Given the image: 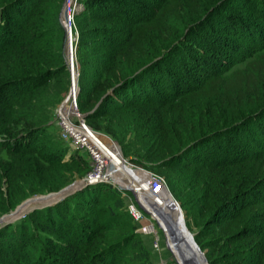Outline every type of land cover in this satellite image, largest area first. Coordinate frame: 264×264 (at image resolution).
<instances>
[{"label":"trees","instance_id":"trees-1","mask_svg":"<svg viewBox=\"0 0 264 264\" xmlns=\"http://www.w3.org/2000/svg\"><path fill=\"white\" fill-rule=\"evenodd\" d=\"M64 1L0 0V216L88 170L80 153L67 157V145L63 152L55 126L63 77L70 84ZM245 1L258 17L226 25L241 41L235 58L249 55L245 65L231 72L199 67L190 78L180 56H198L178 49L180 33L167 21L184 14L193 23L203 0H80L75 15L79 110L114 139L131 134L139 163L169 169L171 191L200 228L196 241L213 229V240L200 245L211 249L209 264H264V0ZM68 197L36 211L57 236L35 246V257L25 248L32 240L27 219L15 232L1 229L0 264H150L148 253L131 244L139 235L116 188L99 184Z\"/></svg>","mask_w":264,"mask_h":264},{"label":"built area","instance_id":"built-area-1","mask_svg":"<svg viewBox=\"0 0 264 264\" xmlns=\"http://www.w3.org/2000/svg\"><path fill=\"white\" fill-rule=\"evenodd\" d=\"M64 2L66 6V0ZM67 8L65 19L68 29L65 32L71 57L67 68L70 75L69 91L72 95L65 106L68 112L64 113V107L56 112L55 126L59 137L69 145L67 157L72 152H78L88 160V172L77 182L78 190L99 184L112 185L125 199L126 210L136 224L137 233L150 239V247L156 259L154 264H178L167 246L165 234L157 220L159 216L157 208L162 204L165 192L181 206L165 177L137 162L136 159L126 157L119 142L91 127L79 110L80 67L77 60L79 33L75 24V15L83 9V4L80 0H71ZM122 166L137 171L139 176L128 177L122 171ZM146 199L150 201L151 206L146 203ZM207 264H209L208 258Z\"/></svg>","mask_w":264,"mask_h":264},{"label":"rangeland","instance_id":"rangeland-1","mask_svg":"<svg viewBox=\"0 0 264 264\" xmlns=\"http://www.w3.org/2000/svg\"><path fill=\"white\" fill-rule=\"evenodd\" d=\"M241 3L246 2V4H242L245 6L242 7H229L227 6V0H203L202 5H200V13L199 16L197 17V19H194V22L191 24H188L187 21V15H185V17H187L185 19L184 14L183 15H179V16H172L169 21H167V23H169V30L171 32L176 31L178 33H180V37L178 40L175 41L176 45L178 46V49L181 50H185L186 52L190 53L191 55H196L198 57H189L186 55H182L180 56V58L183 60V62H185V65H187V69H188V76L189 75H198V70L199 67H204L205 70H207V68H209L212 65H216V66H221V68L225 69L229 72L237 69V68H241L245 65V63L243 62V59H249V55H241L242 57L239 58L236 57L235 55L240 54L239 52V45L240 44V39L235 37V35H228L226 32V25L229 22H232L233 19H235V21H239L238 17H241V19L243 17H248V19H255L257 16V11L252 9V4L251 1H245V0H240ZM65 3V2H64ZM264 9V4L261 5ZM64 7V5H63ZM63 10V9H62ZM65 31V29H64ZM66 33V32H65ZM227 39V41H226ZM230 40L232 41V45L229 47L231 48L229 50V48L226 46V44L228 42H230ZM173 43V44H175ZM222 43L224 44L225 47L219 46L217 44ZM239 43V44H238ZM172 44V45H173ZM65 47H66V40H65V45H64V50H63V54H64V59H65ZM238 49V50H237ZM164 52V51H163ZM178 57V54H177ZM228 60V61H226ZM248 61V60H246ZM66 63V61H65ZM67 65V64H66ZM196 66V67H195ZM190 78V76H189ZM63 79L66 82L65 85V90H63V92L61 93V101L55 106L54 108V116L56 115V112L58 111V109L61 108L62 106V102L64 101V99L68 96L69 94V89H68V84H67V76L63 77ZM69 80H70V75H69ZM70 85V84H69ZM68 90H67V89ZM55 134H56V128H53ZM102 132V131H101ZM113 138V137H112ZM114 139V138H113ZM57 140V139H56ZM116 141L119 142V144L122 147V151L124 153V155L126 157H138V156H142L139 153H136L134 151V148L130 147L128 142L130 143L132 140V135L128 134L125 141H122L120 139H114ZM63 146H64V153L66 154V145L69 147L68 143L63 141ZM83 153V152H82ZM86 158V157H84ZM168 160L166 159H162L160 161V165H167L165 162ZM165 161V162H164ZM138 162V161H137ZM168 162V161H167ZM88 165V164H87ZM86 170L85 169L82 173L81 172H77L74 173L72 176H70V181L68 184H66V186L62 187L60 190L58 191H54V192H49V193H42V194H34V195H29L25 198H23L22 200H20L13 208L9 209L7 212H5L3 215L0 216V219L2 217H6L8 221L3 222V224L0 225V230L7 227L8 229H10L11 231L13 230V232H15L14 230L16 229L15 227H17L22 220H28V222L26 221V227L28 229V233H30V237L29 239H32L30 242H27L25 248L29 250V252H31L30 254L33 255V257L36 256L38 250L34 249L35 246H40L43 245L46 241H47V237L52 235V236H57L56 233H52L51 230L46 229L42 227V225L44 223H46L45 221V217H35L36 211L37 210H47L51 207H53L55 204H59L62 203V201H64L63 199L67 200L69 199L70 195L74 194L75 192H77V188H75L77 185V182H79L80 180H82L86 174ZM154 171L162 176H166L169 173V169H167L166 167L163 168H154ZM177 171V169H176ZM88 172V170H87ZM166 179V178H165ZM167 180V179H166ZM66 187H72V191H75L74 193H71L70 195H66L65 198L63 195V192H61L63 189H65ZM58 192H61L60 194H57ZM175 192V191H174ZM65 193V192H64ZM175 194L177 195V193L175 192ZM59 197H58V196ZM51 196H56L58 197L57 199L55 198V200H51ZM178 196V195H177ZM41 198V199H39ZM178 198L180 199L181 202L182 198L181 196H178ZM35 199H38L37 202L33 201ZM72 200H70V202L72 203V206L74 208L75 205V200L74 198H71ZM33 201V202H31ZM179 201V202H180ZM31 202V203H29ZM180 202V204H181ZM22 207H26L25 213L22 215V217L16 221H12L9 220V216L10 214H13L16 211L22 210ZM121 210L126 211V206L122 205L121 206ZM183 218L186 222H189L190 226V230L191 232H197L200 230L199 227L196 226V222L195 219L192 218L188 215V213H186L187 211H185L183 208ZM75 213V218H83V212L80 209H76L75 211L71 208L69 210V213ZM77 215V216H76ZM64 216H68V214L64 213ZM189 217V218H188ZM158 226V225H157ZM10 227V228H9ZM136 231V229H135ZM179 232L183 231V226L179 227L178 229ZM137 232V231H136ZM209 234L208 235H204L201 237L200 241H198L197 243L199 244V246L203 243H208L209 241L213 240V229H209L208 230ZM186 233V237L189 241H191V235L187 234V231L185 230ZM55 234V235H54ZM139 239L138 240H134L131 244H134L136 246L137 250H144L145 252L148 253L149 255V263L150 264H154L155 262V255L153 254V251L151 250L150 247V239H148L146 236L142 237L139 233ZM147 238V239H146ZM201 247V246H200ZM204 249L201 248V250L205 251L206 256L208 254V252L211 250L210 247H203ZM17 262V261H16ZM140 262H137L136 264H138ZM227 264V263H226Z\"/></svg>","mask_w":264,"mask_h":264},{"label":"water","instance_id":"water-1","mask_svg":"<svg viewBox=\"0 0 264 264\" xmlns=\"http://www.w3.org/2000/svg\"><path fill=\"white\" fill-rule=\"evenodd\" d=\"M65 13H66V9H65V5L63 7L62 10V14H61V23L62 26L64 27L65 30H67V22L65 19ZM65 61L66 64H69L71 61V57H70V49H69V41L67 40L66 42V47H65ZM72 92L69 91L68 96L64 99V101L62 102V106L65 104V102H68L71 98ZM100 102L98 103L97 107L99 106ZM61 106V107H62ZM83 116L85 118H87L89 116L88 113H83ZM78 190V188L76 189ZM61 192H63V196L62 198H65L66 195H70L71 193H74L75 191H72V187H66L65 189H63ZM61 192H58L57 194H60ZM65 192V193H64ZM171 204L174 206L173 208V214H172V218H173V224L170 225H165V223L161 220V218L159 216H157V220L165 234V238H166V242H167V246L169 247L170 251L172 252V254L174 255V257L176 258V261L178 264H207V258L205 253L201 250V247L199 246V244L197 243L196 239H195V233H192L191 230L188 228V226L185 224V221L183 219V213L181 210V206L179 205V203L175 200L172 199ZM12 215V214H10ZM8 215V216H10ZM6 217H2L0 219V225L3 224V222L8 221L6 220ZM187 231V234L191 235V242L187 239L186 243L188 245H190L189 243H191V247L194 248L196 250V252L201 254V258H199V260L196 259H188V260H184L180 257L179 254V250L181 248L180 246V242L179 239H182L180 237V234L177 232V227H182ZM186 235V234H185ZM180 237V238H179ZM179 238V239H178ZM184 241V238H183ZM186 245V247H190ZM194 246V247H193ZM191 248V249H192ZM182 253L183 250L181 248Z\"/></svg>","mask_w":264,"mask_h":264},{"label":"bare ground","instance_id":"bare-ground-1","mask_svg":"<svg viewBox=\"0 0 264 264\" xmlns=\"http://www.w3.org/2000/svg\"><path fill=\"white\" fill-rule=\"evenodd\" d=\"M70 1L71 0H66V6H65L66 11L68 10L67 7H68ZM66 105H67V102H65V104L62 106V107H64L63 110H65L64 113H67L68 112V108L65 107ZM121 169L130 178H133V176H135V177L139 176V173L137 171H133V170L127 169L126 167H123V166L121 167ZM76 185L77 186L75 188H78L79 185L78 184H76ZM164 194H165L164 195V200H163L162 204L158 206V208H157L158 211L157 212H158L161 220L165 223V225L168 226L170 224H173L172 214H173V209H174L173 207L174 206L171 204L172 198L169 195V193L165 192ZM58 197L51 196L50 198H51V200L52 199L55 200V198L57 199ZM39 199H41V198H39ZM37 200L38 199H35L33 201L37 202ZM33 201H31V202H33ZM31 202H29V203H31ZM146 203L149 206H151L150 205V201L148 199H146ZM22 208H23L22 210L16 211L12 215H10L9 216V220L16 221V220L20 219L22 217V215L25 213V210H26V207H22ZM178 229H179V227H177V232L180 234V237L182 238V239H179L180 238L179 237L178 239H179V242H180V246H181V248H182V250L184 252V253H182L181 248H180V250H179L180 257L182 259H184V260H188V259L190 260L191 258L192 259L194 258L196 260H199V258L202 257L201 254L198 253V252H196V250L191 247V243H189L190 245H188L186 243L187 242L186 241L187 240V237L185 235L186 234L185 233V229L183 228V231H181V232H179ZM183 238H184V241H183ZM186 245H188L190 247L187 248Z\"/></svg>","mask_w":264,"mask_h":264},{"label":"snow or ice","instance_id":"snow-or-ice-1","mask_svg":"<svg viewBox=\"0 0 264 264\" xmlns=\"http://www.w3.org/2000/svg\"><path fill=\"white\" fill-rule=\"evenodd\" d=\"M157 191H159V188H157Z\"/></svg>","mask_w":264,"mask_h":264}]
</instances>
